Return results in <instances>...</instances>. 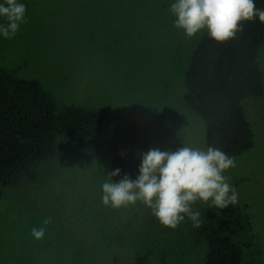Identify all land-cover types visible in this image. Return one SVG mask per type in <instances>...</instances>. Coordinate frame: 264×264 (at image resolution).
Returning <instances> with one entry per match:
<instances>
[{
  "label": "rangeland",
  "instance_id": "obj_1",
  "mask_svg": "<svg viewBox=\"0 0 264 264\" xmlns=\"http://www.w3.org/2000/svg\"><path fill=\"white\" fill-rule=\"evenodd\" d=\"M18 2L27 6V22L12 39L0 34V69L39 81L58 113L82 106L104 114L129 136L138 166L152 148H207L205 124L185 101L186 74L207 31L189 38L176 28L169 11L175 0ZM258 54L264 86V44ZM243 107L254 145L224 174L246 228L242 264H264V92ZM113 171L90 143L58 136L56 155L33 167L36 181L0 184V264H204L201 222L173 229L140 202L103 205L101 185ZM49 217L45 236L33 237L32 228Z\"/></svg>",
  "mask_w": 264,
  "mask_h": 264
},
{
  "label": "trees",
  "instance_id": "obj_2",
  "mask_svg": "<svg viewBox=\"0 0 264 264\" xmlns=\"http://www.w3.org/2000/svg\"><path fill=\"white\" fill-rule=\"evenodd\" d=\"M255 3L264 9V0ZM263 44L264 23L258 18L244 22L242 31L225 43L207 33L186 74L185 101L205 124L206 146L232 158L254 145L243 102L264 92L258 61ZM60 135L90 143L110 169H121V175L133 180L138 177V162L128 151L129 136L110 127L104 114L82 106L58 113L39 81L16 78L0 69V184L17 187L26 179L36 181L33 167L56 155ZM200 220L208 246L204 264H242L246 228L238 208L231 203L204 209Z\"/></svg>",
  "mask_w": 264,
  "mask_h": 264
},
{
  "label": "clouds",
  "instance_id": "obj_3",
  "mask_svg": "<svg viewBox=\"0 0 264 264\" xmlns=\"http://www.w3.org/2000/svg\"><path fill=\"white\" fill-rule=\"evenodd\" d=\"M169 11L175 17L174 26L189 38L206 30L218 43L234 39L244 22L258 18L264 23V9L257 8L255 0H175ZM26 12L27 6L18 0L0 3V17L7 21L0 24L5 39H12L27 22ZM141 156L135 180L124 176L114 182L121 169L108 174L109 179L101 185L104 206L120 209L140 202L162 225L175 229L186 217L199 227L201 213L194 208L197 202L223 208L237 201L238 194L224 174L235 166V160L218 148L183 144L176 150L152 148ZM50 223L49 217L43 226L33 227L32 236L42 239Z\"/></svg>",
  "mask_w": 264,
  "mask_h": 264
}]
</instances>
